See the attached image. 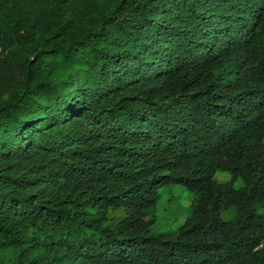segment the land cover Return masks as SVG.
I'll use <instances>...</instances> for the list:
<instances>
[{
    "label": "trees",
    "instance_id": "1",
    "mask_svg": "<svg viewBox=\"0 0 264 264\" xmlns=\"http://www.w3.org/2000/svg\"><path fill=\"white\" fill-rule=\"evenodd\" d=\"M37 4L0 0V263L264 264V0Z\"/></svg>",
    "mask_w": 264,
    "mask_h": 264
},
{
    "label": "rangeland",
    "instance_id": "2",
    "mask_svg": "<svg viewBox=\"0 0 264 264\" xmlns=\"http://www.w3.org/2000/svg\"><path fill=\"white\" fill-rule=\"evenodd\" d=\"M56 0H38L37 10L41 13H47L54 6ZM9 24L4 20V16L0 12V28H6ZM25 55H19L17 57V64L15 65V78L19 84L25 74V69L21 65V61L25 58ZM8 94L4 95L2 99H6ZM216 179L219 181H229L231 176L227 173L218 172ZM240 183H237L238 187ZM161 199L157 205V223L153 227V232H166L175 230L185 221L190 214V206L192 203L191 196L188 191L182 185H172L160 190ZM233 214L232 210H226L222 212L221 218L224 221L231 219ZM2 255H0L1 259ZM1 264V263H0Z\"/></svg>",
    "mask_w": 264,
    "mask_h": 264
}]
</instances>
